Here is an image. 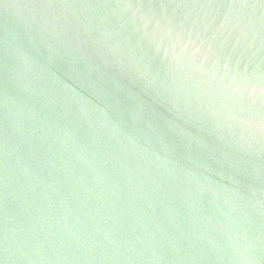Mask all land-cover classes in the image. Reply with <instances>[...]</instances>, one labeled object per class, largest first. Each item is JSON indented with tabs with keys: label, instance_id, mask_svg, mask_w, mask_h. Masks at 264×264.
<instances>
[{
	"label": "water",
	"instance_id": "obj_1",
	"mask_svg": "<svg viewBox=\"0 0 264 264\" xmlns=\"http://www.w3.org/2000/svg\"><path fill=\"white\" fill-rule=\"evenodd\" d=\"M0 264H264V0H0Z\"/></svg>",
	"mask_w": 264,
	"mask_h": 264
}]
</instances>
